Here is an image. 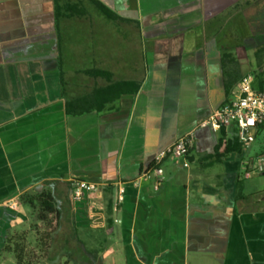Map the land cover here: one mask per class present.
<instances>
[{
  "label": "crops",
  "instance_id": "obj_1",
  "mask_svg": "<svg viewBox=\"0 0 264 264\" xmlns=\"http://www.w3.org/2000/svg\"><path fill=\"white\" fill-rule=\"evenodd\" d=\"M249 73L264 87V0H0V264L38 244L48 193L78 264H264V173L205 124ZM190 132L158 189L139 181ZM73 180L100 190L75 201Z\"/></svg>",
  "mask_w": 264,
  "mask_h": 264
},
{
  "label": "built area",
  "instance_id": "obj_2",
  "mask_svg": "<svg viewBox=\"0 0 264 264\" xmlns=\"http://www.w3.org/2000/svg\"><path fill=\"white\" fill-rule=\"evenodd\" d=\"M213 123L225 128H233L236 138L243 148L249 149L261 138L264 148V87L256 85V76L252 73L242 78L238 85V96L229 105L214 112L205 124ZM196 139L195 132L179 138L156 155L153 165L141 173L140 180L156 181L155 188L165 179L164 164L166 161L178 162L189 154ZM246 178L264 173V150L253 157H247L242 165ZM72 198L81 200L85 194H95L100 186L80 180L72 181ZM125 188L120 187L118 200H124Z\"/></svg>",
  "mask_w": 264,
  "mask_h": 264
},
{
  "label": "trees",
  "instance_id": "obj_3",
  "mask_svg": "<svg viewBox=\"0 0 264 264\" xmlns=\"http://www.w3.org/2000/svg\"><path fill=\"white\" fill-rule=\"evenodd\" d=\"M94 3L106 17L110 19L114 18V14L105 6L99 2L94 1ZM68 13H70V16H81L85 14V9L80 8L78 4H65L64 6L57 7V16L63 15L67 17ZM125 85L127 84L119 83L114 86L121 87ZM108 89H110V87ZM221 129L223 138L220 140L217 151L225 145L224 143L226 141L225 127H221ZM243 149V146L238 142L236 137L226 141V152L242 151ZM29 204L37 210L34 228L38 234L37 242L42 248L43 256L38 260V258L34 256L30 246H27L24 240L20 239L14 246V252L18 262L23 264L24 259H27L29 261L28 264H69L71 262L78 264V259L76 257L77 252L73 249L74 247H78L77 244L74 246L76 235H67V229L63 226L64 222L61 208L55 200L54 195L52 193L43 194L38 197V199L36 198V201L32 199ZM28 255L32 257L29 259Z\"/></svg>",
  "mask_w": 264,
  "mask_h": 264
},
{
  "label": "rangeland",
  "instance_id": "obj_4",
  "mask_svg": "<svg viewBox=\"0 0 264 264\" xmlns=\"http://www.w3.org/2000/svg\"><path fill=\"white\" fill-rule=\"evenodd\" d=\"M263 142L262 139L260 138L257 143L253 144L249 149H248V157H253L257 154H260L262 149H263ZM34 245L33 248H31L32 252L34 253V256H36V258H41L43 256V251L42 248L37 244V243H32ZM32 257V256H31ZM30 255H28V258H31ZM69 264H74L73 262L69 263Z\"/></svg>",
  "mask_w": 264,
  "mask_h": 264
}]
</instances>
